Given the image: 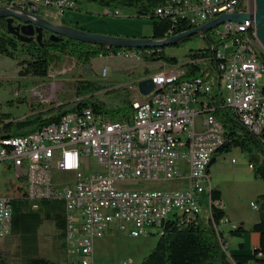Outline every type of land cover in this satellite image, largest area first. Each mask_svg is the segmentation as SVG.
<instances>
[{"label": "built area", "instance_id": "built-area-1", "mask_svg": "<svg viewBox=\"0 0 264 264\" xmlns=\"http://www.w3.org/2000/svg\"><path fill=\"white\" fill-rule=\"evenodd\" d=\"M0 6L37 13L48 7L62 13L77 4L74 0H0ZM241 6V0H164L154 12L196 27L224 13L245 12ZM200 33L209 40L212 55L188 59L187 63L200 68L186 76V82H179V75L188 72L187 65L163 63L160 70L119 85L129 94L128 118L111 120L84 108L66 112L26 134L0 137V171L11 167L15 172V180H7L0 190V239L10 232V202L18 198L32 201L34 210L35 201H64L65 251L74 264H93V240L104 236L112 225L134 237L156 234L167 218L195 219L202 216L201 209L211 217L212 204L222 207L221 201L211 200L208 170L198 173L197 160L213 142L224 141L225 128L214 115L218 107L228 109L252 135H258L257 126L264 123V78L261 86L258 82L264 75V49L256 37L253 16L242 22L224 21ZM171 34L170 29L165 37ZM107 51L101 55L130 60L151 52L149 48ZM107 72L106 66L101 67V79ZM146 78L154 86L143 94L137 82ZM87 155L96 158L101 170L82 172ZM59 172L65 179L61 182L54 177ZM169 180H175V189L130 187L141 181ZM250 205L257 210L255 202ZM219 220L220 231L215 233L229 254L222 227L228 219ZM129 261L133 260L117 264Z\"/></svg>", "mask_w": 264, "mask_h": 264}, {"label": "trees", "instance_id": "trees-1", "mask_svg": "<svg viewBox=\"0 0 264 264\" xmlns=\"http://www.w3.org/2000/svg\"><path fill=\"white\" fill-rule=\"evenodd\" d=\"M74 1L77 5L86 1L103 7L132 8L136 16H146L151 20L150 35L142 37H151L155 40L166 39L193 28L186 21L173 22L168 17L164 18L155 14L154 9L164 0ZM243 1L241 0L242 3ZM62 24L81 29L76 21L70 22L63 18ZM18 25L21 23L16 20L10 22L8 17L0 16V54L16 60L19 76L46 77L51 61L55 55L58 57L60 52L71 55L76 63L82 66L86 75L73 83L75 100L69 101L66 105H57V112H53V110L44 114L34 112L21 119L10 121H4V116L0 115V121H4L0 127V137L26 134L43 124L57 121L66 112H80L84 108H91L94 112L101 113L111 120H124L129 117L131 107L127 89L122 86L115 87L114 81L92 78L94 75L91 66L92 59L106 54L107 50H116L117 48L65 38L45 29L39 32L35 26H32V33L25 34L16 31L15 28ZM170 29L172 34L165 37V33ZM197 34L205 37L203 33ZM195 35L184 37L174 44L179 45ZM143 48L151 50L149 55L144 56L145 60H161L168 65H187L188 72L183 77L197 73L200 68L199 65L187 63L188 60L179 63L176 57L164 55L163 46ZM211 51L209 44L206 47L191 49L188 53L189 60L210 57ZM106 89L114 94L111 100L101 96V92ZM214 115L225 128V138L219 151L228 152L233 147L239 148L248 156V164L251 165L253 176L261 179L264 183V128L257 133V136H254L228 109L218 107L215 109ZM213 160L212 158L210 163ZM210 198L211 200H222L221 191L216 186L211 187ZM256 202L258 219L255 222L247 228L242 225V222H237L235 228L229 227L228 230H224L225 236L241 238L246 232L257 233L259 235L258 243L250 253L241 251L243 249L242 241L238 243V251L228 254L222 249L215 233L218 232L215 227L220 222L219 219L226 216V212L223 207L219 208L212 204L210 207L211 217L202 215L190 219L184 215H176L163 220L156 233L158 237L155 245L138 263L133 261L131 264H264V191L256 196ZM45 220L54 224L57 231L55 236L63 239L62 247L65 248V216L63 212L40 213L36 210H13L8 236L16 237L17 245L10 254L0 253V264H60L39 252L37 230ZM65 264L74 263H70L67 259Z\"/></svg>", "mask_w": 264, "mask_h": 264}, {"label": "rangeland", "instance_id": "rangeland-1", "mask_svg": "<svg viewBox=\"0 0 264 264\" xmlns=\"http://www.w3.org/2000/svg\"><path fill=\"white\" fill-rule=\"evenodd\" d=\"M253 6V0H244L241 7L246 8L247 11H253ZM113 10H117L118 13L114 15L106 13ZM40 15L52 23L60 24L59 19L53 18L50 14L47 15L42 11ZM62 15L66 21H76L81 29L97 34L141 37L151 33V20L146 16H136L133 9L129 7H103L94 2L84 1L75 9L65 10ZM15 29L25 34L33 32V27L27 24H22ZM208 44L207 38L196 34L179 45H164L163 54L174 56L179 63H182L189 59L188 53L191 49L206 47ZM91 63L94 72L92 78L114 81L115 87L154 73L164 66L161 60L149 61L143 58L130 60L109 55L94 57ZM103 66L107 67L108 72L104 79H101L99 72ZM17 70L16 60L0 54V115L4 116V121L21 119L34 112L39 114L52 110L57 112V105H66L69 101L75 100L73 83L86 75L82 66L76 63L71 55L64 52H60L58 57L55 55L49 65L48 74L44 78L19 76ZM263 78L264 75L258 81L260 86ZM221 90L225 93L223 84ZM113 95L109 89L101 92L102 98L107 100H111ZM202 116L200 114L198 117ZM232 157L235 162L231 161ZM212 158L214 160L208 164V174L212 186H216L221 191L225 217L228 218L225 228H229L230 224L235 222H242L245 228L249 227L258 219V210L252 208L250 203L252 201L257 203L256 196L264 191L263 181L253 176L252 169L248 167V156L237 147H233L228 152L218 149L212 154ZM81 165L83 173L99 171L102 168L92 155L84 157ZM183 167L185 169V166ZM54 177L60 182L65 180L62 172ZM10 179L15 180L13 168L1 169L0 190H3V183ZM182 182L186 183L185 180ZM174 183L175 180L161 183L141 181L130 184V187L175 189ZM203 200H208L207 195L203 194ZM32 204V201L23 198L13 199L10 202L15 211H32L34 210ZM35 204L37 205L35 210L40 213L64 211L62 199H43L35 201ZM205 213L201 209V215ZM56 233L51 221L45 220L39 226L37 230L39 252L57 263L65 264L69 256L62 247L63 239L56 237ZM157 237L155 233L134 237L127 231H120L112 225L104 236L93 240L92 262L93 264H117L121 260L131 258L134 263H138L155 245ZM227 241L229 253L239 250L240 241L243 242L242 252L250 253L253 250L252 232H246L243 238L227 235ZM16 245L17 238L7 235L0 239V253L10 254Z\"/></svg>", "mask_w": 264, "mask_h": 264}, {"label": "water", "instance_id": "water-1", "mask_svg": "<svg viewBox=\"0 0 264 264\" xmlns=\"http://www.w3.org/2000/svg\"><path fill=\"white\" fill-rule=\"evenodd\" d=\"M253 5L254 6L252 13L248 11H234L231 13H224L211 21L193 27L189 30L177 33L166 39L160 40H155L151 37L142 36L121 37L115 35L97 34L64 24L52 23L37 12H30L26 10L18 11L14 8L7 9L3 6H0V16L8 17L10 22L16 20L21 23V25L27 24L28 26H35L36 30L39 32L42 29H45L65 38L114 48L162 47L167 44H174L178 40L183 39L184 37H188L192 34H197L200 31L209 30L224 21L233 20L242 22L246 18L253 16L256 36L260 42V45L264 49V0H253ZM137 85L139 87V90L143 94H146L151 91L154 86L150 78L139 80L137 82Z\"/></svg>", "mask_w": 264, "mask_h": 264}, {"label": "bare ground", "instance_id": "bare-ground-1", "mask_svg": "<svg viewBox=\"0 0 264 264\" xmlns=\"http://www.w3.org/2000/svg\"><path fill=\"white\" fill-rule=\"evenodd\" d=\"M57 1H73V0H35L36 3L57 2ZM248 12L252 13L253 11H248ZM179 82H186V77H183V75H179ZM263 128H264V123H259V125L257 126V133L261 131ZM222 144H223V141L213 142L211 144V147L205 148L204 151L201 152L200 158H198L197 160L198 173H206V168L208 167L212 154L216 150L220 149ZM219 225H220V222L217 224V227H215V229L218 232L220 231ZM132 262L133 261H129V262H125L124 264H131Z\"/></svg>", "mask_w": 264, "mask_h": 264}, {"label": "crops", "instance_id": "crops-1", "mask_svg": "<svg viewBox=\"0 0 264 264\" xmlns=\"http://www.w3.org/2000/svg\"><path fill=\"white\" fill-rule=\"evenodd\" d=\"M44 12L45 14H50V15H52V17L53 18H58L59 20H58V22L60 21V24H62V19L64 18L63 17V12L62 13H58V12H56L54 9H52V8H48V7H44V8H42V9H40V11H39V14H41V12ZM107 13V12H106ZM61 14V15H60ZM61 19V20H60ZM55 23H57V22H55ZM208 173H209V167H208ZM221 204H222V207H223V203H222V200H221ZM224 208V207H223ZM228 219V218H227ZM235 223H237V222H235ZM226 226L225 225H223V228H224V230H228V228L226 229L225 228ZM253 233V238H254V244H253V248L256 246V244L258 243V239H259V235L257 234V233H255V232H252ZM243 238V237H242ZM226 239H227V236H226Z\"/></svg>", "mask_w": 264, "mask_h": 264}]
</instances>
